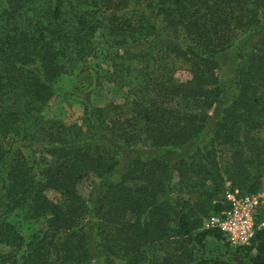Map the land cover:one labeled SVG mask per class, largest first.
I'll return each instance as SVG.
<instances>
[{"label":"trees","instance_id":"16d2710c","mask_svg":"<svg viewBox=\"0 0 264 264\" xmlns=\"http://www.w3.org/2000/svg\"><path fill=\"white\" fill-rule=\"evenodd\" d=\"M263 12L264 0H0V264H264V229L234 260L204 252L225 242L205 228L224 193L264 183V38L248 46ZM89 58L108 65L115 101L84 99L77 130L46 119L58 80Z\"/></svg>","mask_w":264,"mask_h":264},{"label":"rangeland","instance_id":"374dc122","mask_svg":"<svg viewBox=\"0 0 264 264\" xmlns=\"http://www.w3.org/2000/svg\"><path fill=\"white\" fill-rule=\"evenodd\" d=\"M262 26L257 33L248 37V46H257L264 38V12L261 16ZM109 71L108 65L96 58H89L83 62L78 63L72 75L63 76L58 80L56 84V96L50 102L48 108L44 111V117L46 119L59 120L68 126L77 128L82 126V119L84 114L85 100L94 106H104L110 102L115 101V90L111 85L105 83V76ZM101 76V85L98 84V78ZM175 78L179 82H183L189 79V75L185 68L180 67L175 73ZM85 99V100H84ZM220 115L218 112H212L210 121L208 123L207 131L212 129L218 122ZM83 130V127H82ZM206 131V132H207ZM264 138V134L262 135ZM40 160H48L44 154H34L32 157ZM135 155L132 153H125L121 158V164H127ZM175 153H167L164 155L167 159H174ZM177 156V155H176ZM136 157V156H135ZM118 174L115 175L113 181L118 180ZM95 182V181H94ZM91 185L86 182H82L78 187V191L85 199L88 198V194L91 190ZM264 192V183L261 190L258 193ZM47 197L51 200H57L58 195L53 192L47 191ZM264 210V205L262 211ZM208 218L207 220H209ZM226 242V241H225ZM225 242H214L208 240L205 243V256L217 257L220 260L228 261L241 257L243 254L240 249H235L229 245H225ZM254 252H249V255H253Z\"/></svg>","mask_w":264,"mask_h":264},{"label":"built area","instance_id":"2783aa9c","mask_svg":"<svg viewBox=\"0 0 264 264\" xmlns=\"http://www.w3.org/2000/svg\"><path fill=\"white\" fill-rule=\"evenodd\" d=\"M225 209L210 217L205 228L217 230L232 248L250 247L257 232L264 229L261 219L264 192L241 195L237 190L224 193Z\"/></svg>","mask_w":264,"mask_h":264}]
</instances>
